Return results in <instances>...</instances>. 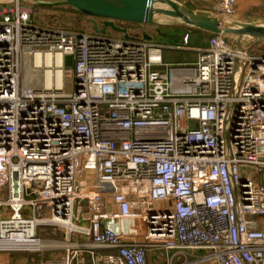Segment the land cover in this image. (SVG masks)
Segmentation results:
<instances>
[{"label": "built area", "instance_id": "2783aa9c", "mask_svg": "<svg viewBox=\"0 0 264 264\" xmlns=\"http://www.w3.org/2000/svg\"><path fill=\"white\" fill-rule=\"evenodd\" d=\"M236 1L218 0L214 17L238 21ZM10 4L0 11V243H10L0 253L148 264L160 247L170 259L189 250L264 264V56L246 38L189 47L185 34L174 49L196 61L164 64L138 26L114 22L122 38L89 22L92 33L43 28ZM26 65L36 85L24 86Z\"/></svg>", "mask_w": 264, "mask_h": 264}, {"label": "rangeland", "instance_id": "374dc122", "mask_svg": "<svg viewBox=\"0 0 264 264\" xmlns=\"http://www.w3.org/2000/svg\"><path fill=\"white\" fill-rule=\"evenodd\" d=\"M15 0H0V11L10 7ZM19 5L23 8H33V13L38 16L43 22H51L57 26L58 29L68 31H78L84 33H92L91 25L87 22V17L81 15L67 6H57L52 8H40L37 6L36 1L40 2H56L59 0H18ZM158 4L162 10H170V8L160 2ZM177 4L184 6L185 8L203 13L211 16L216 15V8L218 0H173ZM237 18L239 22H246L252 24H264V0H237L236 1ZM157 19V18H154ZM101 20H97L100 22ZM156 22V21H155ZM132 24L118 23L117 26H131ZM140 30L147 34L152 35V42L161 44L162 46V62L163 63H177L188 62L196 58V54L187 51L174 50L171 45H182V38L185 34L188 35V46L191 47H205L210 38V34L200 31L196 28L184 25L181 21L172 19L171 22L160 23L156 22V25H142L136 24ZM156 29L158 31L156 32ZM105 36L111 38H122L117 32L112 30L108 31ZM228 42L236 45V37L228 36ZM243 46L247 48L248 52L254 56H264V40H255L246 38L243 41ZM163 69V68H162ZM34 72H32L29 65H26L23 70V84L24 86L35 85ZM65 90L70 92L72 89L71 81H65ZM46 236V235H45ZM49 236V235H47ZM57 240H63V237L56 236L50 237ZM59 247V246H58ZM64 251L55 252H42L39 254H27V253H0V264H43L45 261H53L62 259L64 257ZM80 255V254H78Z\"/></svg>", "mask_w": 264, "mask_h": 264}, {"label": "water", "instance_id": "95a60500", "mask_svg": "<svg viewBox=\"0 0 264 264\" xmlns=\"http://www.w3.org/2000/svg\"><path fill=\"white\" fill-rule=\"evenodd\" d=\"M160 2L166 4L170 10L154 9V0H59L50 3L36 1V4L43 7L67 6L86 16L87 22L93 25V31L97 34H103L107 28L117 33H125L116 27L114 22L154 26L156 25L154 15H165L208 34L222 33L238 40L242 38L264 40V24L233 20L220 22L214 16L191 11L173 0ZM95 19L104 21L103 29L96 28ZM125 38H128L127 35ZM145 38L151 40L150 37ZM71 64V57H66L65 67L70 68Z\"/></svg>", "mask_w": 264, "mask_h": 264}, {"label": "crops", "instance_id": "0c3cea01", "mask_svg": "<svg viewBox=\"0 0 264 264\" xmlns=\"http://www.w3.org/2000/svg\"><path fill=\"white\" fill-rule=\"evenodd\" d=\"M43 3H50V2H43ZM39 6V5H37ZM43 6H41L40 8H42ZM43 8H52V7H43ZM26 11L29 12L30 17L32 19V21L43 28H50V29H55L57 26H55V24L51 23V22H43L41 21V19L36 16L33 13V8L30 9H26L24 8ZM128 24V23H127ZM131 24V23H129ZM136 24H132L131 26H129V29H135ZM158 44V43H157ZM161 45V44H160ZM176 46H182L179 44L176 45H171V47H176ZM207 46V43H206ZM191 47V46H189ZM175 50V49H174ZM180 51V50H178ZM188 52V51H187ZM197 58V56H196ZM196 58L192 61H188V62H177V63H164V64H171V65H179V64H191L194 63L196 61ZM161 59H162V53H161ZM36 85V83H35ZM39 87V85H38ZM103 228L105 229H109L112 233L117 234L119 233L120 229L122 230V232L130 237L132 236V234L130 233V225L128 223H124L123 227L120 226L119 224H117L116 222H106L103 226ZM111 251H100L99 254H104V253H109ZM202 255V252L200 251H183L182 253L176 255L175 257L171 258V253L165 251L164 249L160 248V247H149L147 249V262L148 264H213L211 262H203L200 260V257ZM87 259V258H86Z\"/></svg>", "mask_w": 264, "mask_h": 264}, {"label": "bare ground", "instance_id": "6f19581e", "mask_svg": "<svg viewBox=\"0 0 264 264\" xmlns=\"http://www.w3.org/2000/svg\"><path fill=\"white\" fill-rule=\"evenodd\" d=\"M16 1L17 0H15V2ZM158 2H159V0H154V3H153L154 9H160ZM154 18H157V19H154V21H156V22L158 21L160 23L171 22V20L173 19V18L165 16V15H154ZM45 58H46V60H45L46 63L49 64V56L47 55ZM59 61H60V58L56 57V65L59 64ZM38 63H39V60L36 58V64H38ZM59 75H60V73L58 72L57 73L58 78H59ZM7 244H10L9 241H2L0 243V246H7ZM24 245L25 244L23 242H21L20 244L16 245L15 248H23ZM25 247H27V246H25ZM1 248H3V247H1Z\"/></svg>", "mask_w": 264, "mask_h": 264}, {"label": "trees", "instance_id": "16d2710c", "mask_svg": "<svg viewBox=\"0 0 264 264\" xmlns=\"http://www.w3.org/2000/svg\"><path fill=\"white\" fill-rule=\"evenodd\" d=\"M212 34H210V36H211Z\"/></svg>", "mask_w": 264, "mask_h": 264}, {"label": "flooded vegetation", "instance_id": "af4514ba", "mask_svg": "<svg viewBox=\"0 0 264 264\" xmlns=\"http://www.w3.org/2000/svg\"><path fill=\"white\" fill-rule=\"evenodd\" d=\"M102 22H103V20H102Z\"/></svg>", "mask_w": 264, "mask_h": 264}]
</instances>
